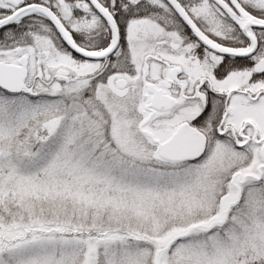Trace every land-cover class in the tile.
<instances>
[{"label":"snow or ice","instance_id":"1","mask_svg":"<svg viewBox=\"0 0 264 264\" xmlns=\"http://www.w3.org/2000/svg\"><path fill=\"white\" fill-rule=\"evenodd\" d=\"M0 264H264V0H0Z\"/></svg>","mask_w":264,"mask_h":264}]
</instances>
